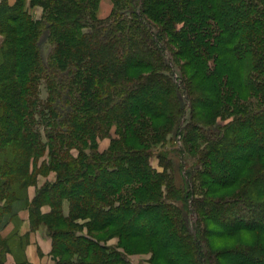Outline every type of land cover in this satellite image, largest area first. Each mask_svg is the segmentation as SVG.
Wrapping results in <instances>:
<instances>
[{
    "label": "trees",
    "instance_id": "trees-1",
    "mask_svg": "<svg viewBox=\"0 0 264 264\" xmlns=\"http://www.w3.org/2000/svg\"><path fill=\"white\" fill-rule=\"evenodd\" d=\"M112 2L99 18V0H30L34 18L25 0L0 1V231L28 208L56 264H133L93 233L108 228L155 242L164 264H205L195 210L199 236L252 237L223 247L225 264H264V0ZM168 133L195 158L186 187L154 152Z\"/></svg>",
    "mask_w": 264,
    "mask_h": 264
},
{
    "label": "rangeland",
    "instance_id": "rangeland-1",
    "mask_svg": "<svg viewBox=\"0 0 264 264\" xmlns=\"http://www.w3.org/2000/svg\"><path fill=\"white\" fill-rule=\"evenodd\" d=\"M25 3H27V0H25ZM29 3H30V0L28 1V4ZM34 6L40 7L38 5H34ZM34 6H32V7H34ZM112 9H113L112 0H99V5L97 8L96 14L99 18H105L110 14ZM29 10L31 11V13L34 17L38 16V11H37L38 9L37 8H29ZM41 11H42V9H41ZM169 37L170 36H165L164 40L167 42V46L169 47V49L171 51H175L177 49V46L171 41V39ZM2 40H3V35L0 34V45L2 43ZM45 52H46V50L44 49V53ZM173 60L175 61V62L173 61L175 64L174 70L176 72L178 79L179 78L183 79L184 83L186 85L187 84L189 85V83H187L190 81L189 79H187L188 78L187 77V71H186V73H183V70H182L183 67H181L182 65H184L185 59L182 58L181 56H179V57L175 56ZM211 61L212 60H210L209 62L212 63ZM190 84L192 85V81ZM191 85H190V87H193ZM42 86H41V96L45 97L46 91H45L44 87H42ZM232 101H233V99H232ZM251 101H252V99L249 100L247 103L252 104ZM239 103H245V100H240ZM228 114H229L228 111L223 112L224 116H222V113H219L218 116H216L215 122H217V123L218 122H226V121L230 120L231 115H228ZM188 116H189V114H188ZM201 116H206V115L204 114ZM213 119H214V116L211 117V120H213ZM159 123H161V122H158L157 124H159ZM182 125H183V122L180 123V126H182ZM109 135H114L113 129L111 130ZM164 138H165L164 142H161V141L157 142V144L154 146L155 147L154 152L156 153L157 150H161V149H166L169 151L170 157L172 158L171 167H172V173H173L174 178H175V182L180 187H186V184L187 183L189 184V182H188L189 174L188 173L194 167L195 158L186 150L184 140H182V138L178 139L179 142H176L175 139H177V138L172 136L171 133L165 134ZM109 143H110V137L106 136V137L99 138L98 139L99 150L100 151L105 150L107 148V146H109ZM71 153L75 156L77 153L76 149H72ZM155 153L153 154V156H151L150 162L154 168H157L160 170L158 158L155 156ZM47 160H48L47 154L40 156L36 162V168H39V165L42 162H46ZM186 172H188V173H186ZM51 173H54V178L52 177L51 180H48V176ZM54 179H55V172L54 171L50 170L47 173L38 172L36 175L35 182L33 184H30L27 187L28 198H29V193H28L29 189L35 195V193L37 192V189L39 187H41V185L45 184L48 181H54ZM197 192H198V190H197ZM34 195H33V197H34ZM32 198H30L29 201ZM65 208H66L65 210L67 211L66 206H65ZM20 210H22V209H20ZM28 211H29V209H28ZM66 211H65V213H66ZM17 215H18V213H17ZM188 218H190V222H189L190 230L200 240H202L201 243L203 245L202 249L204 248L203 250L205 253V255H204L205 264H225L226 262L222 261L221 257L218 256L219 252L223 249V247L229 246V245L232 247H237L239 244H241L239 242H242V241L250 242L252 240V237L249 234H244V235H241L239 237L237 235H234L233 237H228V238H224V237L222 238L221 236L216 235V234L210 235V233H206V235L199 236V234H200L199 228L202 229L203 227L206 226L205 222L202 223V221H200V219L201 218L204 219V217L199 216L197 214V212L195 210H193L191 212V214L188 216ZM195 219L198 220L199 224L194 223ZM79 221H82V220H79ZM84 231H86V227H84ZM93 233L96 236H98L101 240L106 242L107 245H110V246L115 245L121 251L125 252L127 254L130 262L133 264H164L162 261H159V260L156 261V259H155L156 256L153 255V253H154L153 250L157 247L155 242H151V241L148 242L147 240L135 239V238H133V239H121L119 237L120 235H118L119 233L117 231L112 230L111 228L102 229L99 231H94ZM3 250H4V248H3ZM1 252L2 251H0V253ZM155 253H158L157 248L155 249Z\"/></svg>",
    "mask_w": 264,
    "mask_h": 264
},
{
    "label": "crops",
    "instance_id": "crops-1",
    "mask_svg": "<svg viewBox=\"0 0 264 264\" xmlns=\"http://www.w3.org/2000/svg\"><path fill=\"white\" fill-rule=\"evenodd\" d=\"M13 4L15 0H7ZM26 3L27 8H37L39 18L41 8L31 7ZM54 178V173L48 176V180ZM32 187V186H31ZM30 188V187H29ZM29 199L34 193L28 190ZM66 206V205H65ZM64 206V211H66ZM67 207V206H66ZM41 212L47 213L48 205L41 206ZM67 212V211H66ZM0 241L4 245V250L0 253V264H56L52 257V239L43 227L33 228L31 226L28 208L18 212L16 221H9L0 231Z\"/></svg>",
    "mask_w": 264,
    "mask_h": 264
}]
</instances>
